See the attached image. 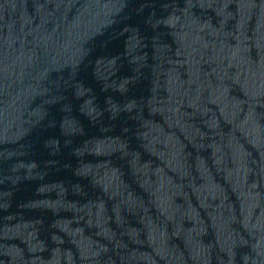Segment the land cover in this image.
I'll return each instance as SVG.
<instances>
[{"label": "water", "instance_id": "obj_1", "mask_svg": "<svg viewBox=\"0 0 264 264\" xmlns=\"http://www.w3.org/2000/svg\"><path fill=\"white\" fill-rule=\"evenodd\" d=\"M0 264H264V0H0Z\"/></svg>", "mask_w": 264, "mask_h": 264}]
</instances>
